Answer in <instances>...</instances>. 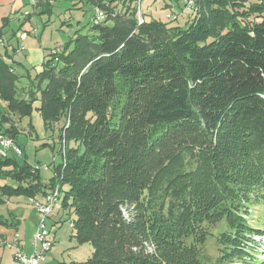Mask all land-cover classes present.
<instances>
[{"label": "trees", "instance_id": "trees-1", "mask_svg": "<svg viewBox=\"0 0 264 264\" xmlns=\"http://www.w3.org/2000/svg\"><path fill=\"white\" fill-rule=\"evenodd\" d=\"M87 1L107 17L34 76L16 73L9 18L0 20V134L20 146L15 119L38 111L66 145L47 183L20 157H0V206L58 189L60 211L75 216L72 238L93 248L84 262L58 264H257L264 229L250 216L264 209V0H195L181 25L139 24L144 0ZM13 223L0 214L1 226ZM220 224L217 254L206 255Z\"/></svg>", "mask_w": 264, "mask_h": 264}, {"label": "rangeland", "instance_id": "rangeland-1", "mask_svg": "<svg viewBox=\"0 0 264 264\" xmlns=\"http://www.w3.org/2000/svg\"><path fill=\"white\" fill-rule=\"evenodd\" d=\"M24 2L23 7L19 12H14L10 15L11 4L14 0H0V14L1 19L9 18L7 27L4 29V36L6 41H9L14 47L24 46L25 50L14 59L19 65H15L16 73L20 77H27V73L34 76L42 70V65L49 55L55 51H59L64 46L69 44L75 37L76 33L80 31L83 34L89 33L90 29L96 23V7L93 3L87 0H55L53 3L47 0V4L51 7V12L40 14V9L35 6L36 0H21ZM170 0H144L138 5V9L142 13L143 18L150 17V19L157 18L166 20L165 3H170ZM185 1H173L170 6L174 12L180 13L183 11ZM195 4V0H193ZM40 2V0H38ZM45 3L46 0H43ZM195 5L192 6L190 13L180 15L179 22L176 25L187 23L192 18V11H195ZM169 8V9H170ZM5 14V15H4ZM256 20L255 17L250 19ZM1 23V22H0ZM1 25V24H0ZM25 31L28 33L27 40L18 43L16 36ZM19 38V37H18ZM28 79H21V87L27 86ZM26 91V90H25ZM15 122L20 129L21 136L18 139L19 145L22 147V156L19 160H25L32 168H39L43 181L48 182L54 176V167L62 163L60 153L65 152V143L60 147V140L58 130L46 129L42 117L38 111L28 117L22 118L19 122ZM32 124L33 129L30 128ZM47 145H46V144ZM71 144L70 146H73ZM61 152L59 153V151ZM66 166V165H65ZM65 168V167H64ZM42 198V197H37ZM59 207H61V199L59 195ZM11 200L7 202V206H0V214H3L5 220L10 224L14 222L12 212L19 208L23 211V218L21 219V244H24V250L32 251L34 247V236L37 231L38 221L35 217H29L31 208L28 207L29 203L23 202L26 205H8ZM28 204V206H27ZM128 206H122L123 217L130 218ZM131 212L133 209H131ZM264 209L256 208L252 211L250 216L251 224L253 227L264 229ZM136 212V211H133ZM16 213V212H15ZM17 214V213H16ZM135 217V216H134ZM74 215H69L67 211H54L53 215L47 221L48 227L51 231V239L53 247L47 252L45 248H37V253L42 254L44 257L43 264H58L61 262H84L88 260L93 253V248L90 244L79 245L74 238L72 221H75ZM136 218L131 217L134 221ZM38 220V219H37ZM137 220V219H136ZM225 229L224 224L218 225L217 228L212 230L213 235L205 246L204 253L206 255L215 257L216 253V234ZM258 242V262L257 264H264V236L257 238ZM21 246V245H20ZM151 252L154 247L150 245ZM29 249V250H27ZM44 249V250H43ZM18 248L0 245V264H21L14 258ZM13 255V258H12Z\"/></svg>", "mask_w": 264, "mask_h": 264}, {"label": "built area", "instance_id": "built-area-1", "mask_svg": "<svg viewBox=\"0 0 264 264\" xmlns=\"http://www.w3.org/2000/svg\"><path fill=\"white\" fill-rule=\"evenodd\" d=\"M49 2L53 3L55 0H48ZM190 10H192L191 0L185 1V6L182 12L177 13L174 12L173 9L171 11H168L166 14V18L168 20H176L179 18L180 15L190 13ZM96 17L99 18V16H106V14L101 9H96ZM138 21L139 24L144 23V18L142 16V13L139 8L138 12ZM28 37V33L23 32L19 36V40L21 42H24L26 38ZM21 45V43H20ZM25 50V47L22 45L20 47H17L16 52L14 53V57L18 56L19 54H22ZM0 156H5L6 158L9 157H20L22 156V149L20 146H18L13 139L10 137L4 136L0 134ZM39 169V168H37ZM40 170V169H39ZM29 205L35 209V212L38 214V225H37V231L34 236V247L30 254H25L23 250L21 249V236L18 233H15L13 239L11 241H7L5 243V246L9 247H16L18 248L16 254H14V258L20 262L21 264H43L44 257H39L37 255V248H45L47 249V252L51 250L53 247V241L51 239V231L48 227L47 221L49 218L53 215L54 211H60V207H58L57 202V189H53V196H44L42 198H34L31 197L28 199Z\"/></svg>", "mask_w": 264, "mask_h": 264}, {"label": "crops", "instance_id": "crops-1", "mask_svg": "<svg viewBox=\"0 0 264 264\" xmlns=\"http://www.w3.org/2000/svg\"><path fill=\"white\" fill-rule=\"evenodd\" d=\"M23 4H24V2H22L21 0H14V2L11 4V9H10V11L11 12H9V14L8 15H10V14H12V13H14V12H19V10L21 9V7H23ZM39 3H38V0H36V3H35V6L37 7V5H38ZM5 15V14H4ZM2 17H5V16H2L1 14H0V18H2ZM23 32H25V31H23L22 30V32H20L17 36L15 35V37L18 39V43L20 42L21 43V41L19 40V36L23 33ZM27 40V39H26ZM25 40V41H26ZM1 51H2V49H1ZM23 202H27L28 203V200H26V199H24V198H13V199H11V202L10 203H8V205H12V206H16V205H26V204H24ZM7 205H5L4 206V208L6 207ZM27 206H28V204H27ZM28 207H30L31 208V213L29 214V217H35L36 219V221H38L37 219H39V216H38V214L35 212V209L34 208H32L30 205L28 206ZM17 214H16V213ZM12 217H13V219H14V223H13V226H12V228H9V227H4V226H1L0 225V245H2V243L3 244H5L8 240L9 241H11L12 239H13V237L12 236H14V234L15 233H18L19 235H21V227H22V223H21V219L24 217L23 216V211L22 210H20L19 208H16L12 213ZM1 215H3V214H1ZM22 236V235H21ZM20 240H22V238H20ZM22 243V242H21ZM21 245V249H24L23 247H24V244H20ZM27 250H29V249H27ZM23 252L25 253V254H30L32 251H24L23 250ZM12 258H13V255H12ZM11 264H13V262L11 263Z\"/></svg>", "mask_w": 264, "mask_h": 264}, {"label": "bare ground", "instance_id": "bare-ground-1", "mask_svg": "<svg viewBox=\"0 0 264 264\" xmlns=\"http://www.w3.org/2000/svg\"><path fill=\"white\" fill-rule=\"evenodd\" d=\"M194 3V1L193 0H191V5L193 6V5H195V4H193ZM0 157H2V158H4L5 159V156H0ZM59 195H60V193H59V191H58V189H57V202H58V207H59ZM47 196H53V191L51 192V193H49V194H47ZM60 197H61V195H60ZM44 250V249H43ZM37 255L39 256V257H42L43 255L42 254H40V253H37Z\"/></svg>", "mask_w": 264, "mask_h": 264}]
</instances>
